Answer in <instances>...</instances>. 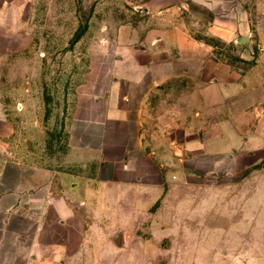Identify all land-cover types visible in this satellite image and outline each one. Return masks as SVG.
<instances>
[{"label": "rangeland", "instance_id": "1", "mask_svg": "<svg viewBox=\"0 0 264 264\" xmlns=\"http://www.w3.org/2000/svg\"><path fill=\"white\" fill-rule=\"evenodd\" d=\"M148 1L22 0L11 8L13 23L0 24V153L46 171L51 193L80 214L52 227V252L33 253L32 264H264V167L216 171L161 147L156 172L103 183L96 160L67 143L75 86L112 50L120 28L132 31L146 19L140 10ZM243 1L251 16L239 33L249 34L244 44L206 35L214 12L201 0H188L185 15L218 60L259 83L264 0ZM9 49L24 65H15V86L6 91Z\"/></svg>", "mask_w": 264, "mask_h": 264}, {"label": "crops", "instance_id": "2", "mask_svg": "<svg viewBox=\"0 0 264 264\" xmlns=\"http://www.w3.org/2000/svg\"><path fill=\"white\" fill-rule=\"evenodd\" d=\"M201 1L214 12L208 37L232 42L250 27L243 0ZM20 2L0 0V24L13 23L11 8ZM187 6L188 0H149L140 10L146 19L132 31L120 28L112 50L74 88L67 143L96 160L103 183L156 172L161 147L216 171L264 167V75L255 83L218 60L215 48L190 31ZM2 55L8 91L24 60L10 49ZM79 218L51 193L46 171L0 153V264H32L33 253L52 252L58 221Z\"/></svg>", "mask_w": 264, "mask_h": 264}, {"label": "water", "instance_id": "3", "mask_svg": "<svg viewBox=\"0 0 264 264\" xmlns=\"http://www.w3.org/2000/svg\"><path fill=\"white\" fill-rule=\"evenodd\" d=\"M249 39V35H245L239 39V42L244 44ZM116 241L119 242V236H116Z\"/></svg>", "mask_w": 264, "mask_h": 264}, {"label": "trees", "instance_id": "4", "mask_svg": "<svg viewBox=\"0 0 264 264\" xmlns=\"http://www.w3.org/2000/svg\"><path fill=\"white\" fill-rule=\"evenodd\" d=\"M196 38L199 39V40H202V41H203V39H201V38L198 37V36H196ZM210 38H213V37H210ZM204 42H206V41H204ZM206 43H208V42H206Z\"/></svg>", "mask_w": 264, "mask_h": 264}]
</instances>
